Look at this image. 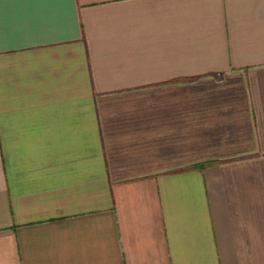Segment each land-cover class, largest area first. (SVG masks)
Masks as SVG:
<instances>
[{"label": "crops", "instance_id": "0c3cea01", "mask_svg": "<svg viewBox=\"0 0 264 264\" xmlns=\"http://www.w3.org/2000/svg\"><path fill=\"white\" fill-rule=\"evenodd\" d=\"M0 264H264V0H0Z\"/></svg>", "mask_w": 264, "mask_h": 264}]
</instances>
